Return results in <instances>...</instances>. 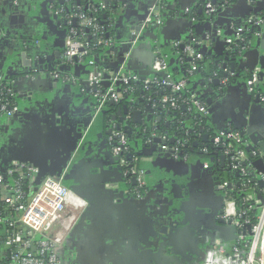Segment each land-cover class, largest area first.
Returning a JSON list of instances; mask_svg holds the SVG:
<instances>
[{
	"label": "crops",
	"instance_id": "1",
	"mask_svg": "<svg viewBox=\"0 0 264 264\" xmlns=\"http://www.w3.org/2000/svg\"><path fill=\"white\" fill-rule=\"evenodd\" d=\"M238 1L218 0L223 4L218 6L223 9L227 5L236 6V18L231 24L237 19H242V28L249 32L251 27L259 25L251 26L241 14L247 12L248 7H264V0H245V8L238 7ZM80 2L84 8L89 6V10L95 7L92 2L101 3L100 9L107 13L108 38L111 39L112 45L106 48V53L101 59H96L98 66L104 72L113 71L115 66L122 65L120 63L125 61V55L129 51L128 68L139 78L145 77L143 81L152 78V52L156 46L169 45L163 49L174 51L173 55L169 56L172 68L183 72L188 63V56L185 52L180 55L177 48L179 46L174 44L187 43V37L195 35L191 27L188 33L183 31L189 24L208 23L205 0H168L165 24L155 29L154 33L148 32L151 27L141 29L140 26L147 13L156 5V0ZM62 7L60 0H0V83L3 82V77L11 80L9 85L21 108L16 118L0 122V150L3 149L0 156L8 160L14 151V154L30 160L41 169L42 174L39 177H64L72 187L90 198L89 203L82 200L85 203L83 207L86 208L83 212H78L80 219L64 246L65 253L70 256V264H164L160 258L166 261L175 257L178 259L176 262L167 264H180L184 257L189 259L186 264H206L208 255L216 243H233L230 241L233 236L231 225L223 219V212L218 214L221 201L216 193L217 189H213L214 178H220V174L227 173L224 170L232 167L233 157L226 155L224 150L215 152L216 156L211 163L214 167L217 166L219 171L213 168V173L203 167L201 149H196L200 148L201 144L197 143L198 147L193 146L188 153L184 152L182 165L178 166L180 160L176 156L175 161L167 160V157H157L153 163L147 165L149 174L146 175V190L154 199L155 195L160 197L158 194L165 188H168L169 193L176 192L175 189L170 190L172 185H176L177 189L186 186L190 191L188 199L180 189L184 197L183 203L190 202L191 206L183 217L180 216L179 224L168 225L167 230L162 227L165 231L161 233V242L152 237L158 232V227L144 219L138 211L134 212L131 207H126L122 199L115 198L113 203L108 204L104 185L108 181L121 185L120 178H117L110 143L115 124L103 117H94L95 102L86 89L89 74L87 63H68L65 60V43L74 29L71 25H74L73 21L77 19L69 23V16L59 12ZM182 13L186 17L179 25L178 17ZM190 15L193 17L192 21L189 19ZM168 20L176 22V25L169 28L166 26ZM133 27H139L140 31L136 33L132 30ZM230 30H223V33H234L229 38L235 39L237 30L234 26H231ZM259 37L254 35V47L247 51L236 44L225 43L223 49L217 43L211 44L210 50L219 51L220 55L215 59H205V73L202 76L197 75L195 81L199 84V89H209L219 93V96L211 95V105L206 99H201L207 106L209 119L208 130L202 128L197 134L201 140L204 135H207L209 140L212 139L211 130L221 133L217 126L223 127V131L235 130L237 122L243 126L244 139L248 142L250 133H264V113L260 110H264V104L261 101L256 102L259 98L257 95H251L247 86L251 74L249 67L260 65V57L264 56V44L256 40ZM234 49L237 50L236 53L233 52ZM252 52L254 54L247 55ZM226 58L233 60L229 62ZM232 62L235 64L234 70L231 69ZM62 65L69 67L70 74L66 75L73 78L74 83L53 77V73H56L53 69ZM215 81H219L220 85L215 86ZM132 102L137 103L138 107L129 106V110L131 113L142 111V124L152 125L153 120H156L155 124L158 123L157 118L160 116L155 105L146 100ZM145 102L151 105L152 118L146 113ZM190 118L187 117L182 123L185 137L190 135V130H194ZM211 118H214L215 122L212 123ZM169 119L165 117V124L172 123ZM129 121L134 130L132 137L137 143V152L146 153L147 143L142 140L139 132L145 128L134 124L131 114ZM238 133L242 134L240 131ZM175 134L177 133L172 130L169 137L165 136V140L176 138L178 143L179 138ZM245 153L251 163L264 157L258 147L253 152L252 161L246 150ZM222 156L226 157L223 168ZM251 172L256 177L243 175L237 179L234 187L240 185L237 188H248L245 181L253 177L264 183L263 174L257 173L253 168ZM122 179L125 184L124 174ZM255 188L253 190L259 195L264 192V188L259 185ZM128 195L127 191L125 196ZM92 202L100 204L101 207L89 211ZM127 209L132 213L128 214ZM84 216L85 219L80 225ZM220 220L224 222L220 223ZM172 228L177 230L170 235ZM146 239L151 242L154 240L156 246L152 249L146 248ZM158 243L163 245L161 253L158 252Z\"/></svg>",
	"mask_w": 264,
	"mask_h": 264
},
{
	"label": "built area",
	"instance_id": "2",
	"mask_svg": "<svg viewBox=\"0 0 264 264\" xmlns=\"http://www.w3.org/2000/svg\"><path fill=\"white\" fill-rule=\"evenodd\" d=\"M206 14L208 17L218 12L211 0H206ZM165 0H156V5L148 12L147 17L141 23V29L162 26L163 16L161 5ZM95 11H102L98 7L91 8ZM63 14V9L59 11ZM73 19L79 21L80 27L88 29L95 39L94 48L110 47L111 39L104 38L106 29L99 24L98 19L75 11L68 17L69 23ZM248 24L261 25L262 22L251 18ZM246 30H237L235 39H228L227 43L232 45H245L247 43L244 34ZM221 36V32L218 31ZM258 35V34H257ZM259 36V35H258ZM82 38V39H81ZM78 37L75 30H71L65 43V60L68 63L82 61L89 56V48L83 40ZM249 43V42H248ZM197 45V44H195ZM179 46V44H175ZM154 63L152 70L162 78H148L145 81V89L158 85L170 89L174 94L187 89L188 81L175 82L169 72L170 67L163 56L160 48L154 50ZM185 55L192 59L190 74L198 71V64L203 61L202 54L197 52L194 46L185 48ZM130 52L125 55V61L118 71L104 72L99 66L96 58L88 59L89 74L87 79V90L95 102L94 117L100 116L108 102L119 103L125 96L132 92L131 84L140 80L139 76L127 70V60ZM53 73L55 79H63L68 83H74V79L68 75L61 74L59 70ZM104 82L109 83L106 91L102 90ZM118 84L122 85L119 89ZM248 91L251 95H257L264 104V92H260V86H264V76L260 67H256L250 74L247 81ZM5 98H9L7 102ZM14 100V101H11ZM162 106H169L176 110L179 108V99L175 96H164L161 99ZM190 110L195 109L203 116L208 115V109L203 101L196 100L192 95L188 102ZM19 112L11 86L4 82L0 83V119L12 118ZM213 145L224 150V153L233 157V170H240L245 177L248 175V168L243 163H250L245 153L244 139L240 133L234 130L219 133L213 139ZM112 144V155L118 159V165L125 177L136 179V187L133 194L140 198L141 191L145 188V173L141 168L142 163L152 161L150 158L135 157L127 160L129 153L128 136L123 130L113 127L110 138ZM179 145L175 150V156L181 151ZM168 150V147H163ZM202 155H210L207 148L202 149ZM209 168V163L205 164ZM39 170L31 165L19 162H12L8 168L0 164V253L6 258V264H60L57 253L63 248L76 225V214L83 212L85 203L76 196L65 185L63 178L46 177L38 186L36 177ZM28 180L30 191L23 189V183ZM229 183H223L218 187L225 196L223 219L236 231V240L231 245L220 242L211 249L206 264H264V192L261 198L253 189L251 178L245 181L248 190L244 198L245 204L250 211L258 210L256 222L245 219L246 213L237 209L236 203L229 198L227 188ZM108 187H110L108 185ZM243 228L249 229L248 236L242 234Z\"/></svg>",
	"mask_w": 264,
	"mask_h": 264
},
{
	"label": "water",
	"instance_id": "3",
	"mask_svg": "<svg viewBox=\"0 0 264 264\" xmlns=\"http://www.w3.org/2000/svg\"><path fill=\"white\" fill-rule=\"evenodd\" d=\"M226 1L230 2L232 0H226ZM250 1H253V0H250ZM60 2L63 4L64 0H60ZM76 2H77L78 5H81L80 0H76ZM92 4L95 7H98V8H100V5H101V3H95V2L94 3L92 2ZM213 4H218L219 6L223 5L222 3H219L218 0H213ZM237 5H238V7L241 6V8L242 7L245 8L246 7V1L245 0H239L237 2ZM88 10H89V6H85V12H87ZM236 11H237L236 6L227 5L225 9L219 8V10L216 13V15L208 17V23H201V24L191 23V24H189L188 25L189 27L184 28L183 31L185 33H188L190 31L189 29L191 27V29H193V31L195 32V35L193 37H187L186 40L189 39V41H187V43L179 42L178 43L179 44L178 48H180L181 51L185 52V48L187 46H189L191 44V42H194V45H192V46H194L197 50H200V53L203 55L204 59H207V57H213V59L217 58V56L220 55V52L219 51L210 50L211 44L212 43H217V45L218 46L220 45L222 49L225 48L224 47L225 43H227V40L230 39L229 36L233 35L234 33H231V32L223 33V30L229 31L231 29V26H234L235 29L238 30V29L242 28V26H243L242 19H237V20L234 21L233 24H231V21L236 18V15H235ZM246 11L247 12H245V13L242 12V14H241V16L243 17V19L245 21H248L249 19L254 18V19H257V20L262 22V24L259 25V26L251 27L250 35H251V38H252V37H254L253 35H255V34L257 35L258 34L260 37L256 39L257 42L264 44V7H261L260 5H255V7H253V8L252 7H248V9H246ZM240 12H241V10H240ZM166 13L165 12L162 13L163 24H165V18L167 17ZM200 13L202 14V11H200ZM260 15H261V17H259ZM146 17H147V15L144 17V19ZM185 17H186V15L184 13L180 14L179 17H178L180 19V21L177 24L180 25L181 22H183L185 20ZM189 19L191 21L193 20L192 15H190ZM73 24H74V26H76L77 25V20H74ZM166 24H167L166 26H168L169 28H172V27H174L176 25V22H172V21L168 20L166 22ZM251 26H253V24H251ZM155 29H159V26L151 27L148 32L149 33H154ZM132 30L135 31L136 33H138L140 31L139 27L138 28L133 27ZM218 31L221 32V36L218 35ZM108 37H109V34H108ZM220 41H223V43H221ZM249 42L250 43H247L248 48L247 49L245 48L246 51L249 50L250 48L254 47V44H255L254 41L252 40V41H249ZM175 44H177V43H175ZM175 44H174V46H175ZM195 44H197V45H195ZM165 46H169V45L165 44L162 47L161 46H156L155 48L158 47V48H160L163 51L164 50L163 48H165ZM155 48H154V50H155ZM256 48H257V46H256ZM263 49H264V45H263ZM154 50H153V52H154ZM153 52H152V59H153L152 67H153V63H154V59H155V55H154ZM233 52L236 53L237 50L234 49ZM221 53H222V50H221ZM252 54H254V52L247 53V55H252ZM186 60H187L188 63L192 61V59L190 57H186ZM226 60L230 62L233 59L226 58ZM123 62H121L120 64H123ZM119 67H121V65L115 66V68H113V69L115 71H118ZM170 67L172 68L171 63H170ZM234 67H235V64L232 62L231 63V69L234 70ZM256 67H260L261 68L262 75L264 76V56L260 57V65H255V67H249V72L252 73ZM67 68H68L67 66L62 65L60 67H56L55 69H53V72H55L56 70H59V72L60 71L68 72L69 70ZM127 70L130 71L129 68H128V65H127ZM241 70H243V69H240V71ZM155 75H157V74L154 73L153 70H152L151 77H153ZM224 76L227 77V75H224ZM140 79L144 80L145 77H140ZM3 82L6 83V84H10L11 80L3 77ZM189 84H191V83H189ZM104 85H105V87H109V83L108 82H104ZM192 85H193V90H194L193 91V95L196 96V100H198V101H201V99H206V102L211 105V103H212V100L210 99L211 95L214 94L216 96H219V93L211 91L209 89H199V84H197V83H192ZM214 85L215 86H219L220 82L219 81H215ZM86 86H87V83H86ZM16 102H17L18 107H19V112H18V114H19L21 108H20V105L18 103L17 97H16ZM256 102L260 103V100L256 99ZM145 104H146V113L149 115V118H152L153 110L151 108V105L149 103H147V102H145ZM129 106L138 107V104L130 101L128 105L122 106V108L118 109L117 113L112 116V122L116 123L118 130H121V128L123 127L124 132L131 139V142L134 143V147H136L135 148L136 150H137V146H136L137 143H136V141L134 142L133 139H132L134 130L131 127V124H130V121H129V115L131 114V116L133 117V123L134 124H138L139 127H144L145 128V130H144L145 133H144V131H140V130H139V132H140V137L142 138V140L147 143L145 145V148H146L147 152L146 153H144V152L143 153L142 152L141 153H137L138 154L137 157L152 159V161H150L148 163H142L141 168L143 169V171L145 173V177H146V175L149 174V172H147L146 167H147V165L153 163L155 158L158 157V158H162V159L164 158L165 159V157H167V160H170V161H175L176 160L174 146L176 145L177 140H176V138H174V139L171 138V139H169V141H166L165 140V136H168L169 133L166 132L164 136L158 134L157 130L159 129V127H158V125L155 124L156 120L155 121L153 120L152 125L142 124V111H134V112L131 113L130 110H129ZM260 110H261V112L264 113L263 109H260ZM209 112L212 113L211 111H209ZM94 113H95V111L93 112V114ZM18 114H16L12 118L6 117L4 119H0V122H4V121L6 122V121H8L10 119H14V118H16L18 116ZM161 121H162V118L158 117L157 118V122L160 123ZM210 121L213 123V122H215V119L211 118ZM239 124H240L239 122L235 123V128H234L235 130L234 131H240L242 133L241 136L244 139V135H243L244 131L242 130L243 126L239 125ZM175 126L176 125H174V123L173 124L172 123H168L167 124L168 128L169 127H175ZM148 128H151V130H149ZM217 129H218L219 132H224L223 131L224 128L221 127V126H217ZM200 130L202 131V129H200ZM189 132L192 133L193 130H190ZM149 135L151 137H149ZM175 136H177V134H175ZM80 139L82 141V139H83L82 135H81ZM249 140H250V142H248L247 139H244V147H245L246 152L249 155L250 160L252 161V160H254L253 152L255 151L256 147H258L260 149L261 153L264 155V133L263 134H260L259 132H255L253 134L250 133ZM0 141H1V136H0ZM208 141H209L208 136L204 135L203 136V142H208ZM180 144L183 145V141H181ZM163 147H168V150H164ZM194 147L195 148L198 147V144L194 143ZM76 150H78V149H76ZM2 151H3V149L0 150V152H2ZM184 155H185L184 152H181V151L177 155V158L180 160L178 166L182 165ZM128 158L131 161L133 159V156L130 154L128 156ZM221 160H222V164H223L222 168H223L224 167V163L226 161V157L222 156ZM12 162H19V163H23V164H28V165H31V166L37 168L39 170L38 180H37V183H36L37 186L46 178V177H44V178L43 177H39L42 174V171L37 165H35V163L31 162L30 160H28L26 158L19 157V155L17 153L14 154V151L11 153V155H10L8 160L7 159H3V157L0 156V164L4 168H8L9 165ZM206 163L207 162L204 161L203 167H205ZM115 164H116V168H117L116 169V174L118 175L117 178H120L121 185L119 183L110 182V181H108L106 183V185H104L103 189L107 192V196L108 197H106V198H108V204L113 203V200L115 198H118V199H122L124 204L126 205V207H131L134 212L138 211L137 213L141 214L142 212L147 211V213H148L149 207H151L147 203L148 200L146 201L144 198L138 200V199H136V197H132L130 195L125 196V193L127 192L128 189H127L126 185L123 184L124 183V179H122V177H123L122 169L118 165V159L117 158H115ZM210 164H211V166H209V168H207V169L205 168V169L209 170V171L211 170L214 173V170H213L214 166L212 165V163H210ZM242 165L244 167L248 168L247 173H248L249 176H255V174H253L251 172V168L255 169L257 171V173H261V174L264 175V157L262 159L254 161L252 163L251 162L249 164L248 163H243ZM216 171H219V170H216ZM224 171L225 172H231L232 176L235 179L243 177V175L241 174L240 170H233L232 167L229 168L228 170H224ZM205 172L207 173V171H205ZM49 177H51V176H49ZM255 177L251 178V183L253 185H259L260 188L263 189L264 188V183L262 181H260V180L257 181ZM57 178H60V177H57ZM63 181H64V185L69 190H71L76 196H78L83 201H86L87 203L90 202V198L89 197H87L84 194H82L81 191H79L75 187H72L67 182L68 179H65L63 177ZM132 182H133V185L136 186V179L135 178H132ZM221 184H222V181H221V179L219 177L214 178V188L213 189H215V190L217 189L218 192H216V193H218V195L220 197V201H221V207H219L218 214H220V212H223L224 201H225L224 194L222 192H220V190L218 189V187ZM108 185L110 187H108ZM239 186L240 185H236V187H239ZM169 188H170V190L175 189L177 191L174 192V193H169L168 188L167 189L165 188L164 191L162 192V194H161L163 196L162 202L165 205V211H166V209H167V211H170L171 209H173L175 207H179V208H181V210H180L181 212H179L180 214L182 212L186 213L187 209L191 206V203L190 202H184L183 203V199H184V197L189 199V197H190L189 189H186V186L180 187V189H182L183 192H184V195H183L184 197H183L182 196V191L180 189H177L176 185H172ZM233 188H234V184L230 183L228 185V189L231 190ZM258 197L261 198L262 196L258 195ZM92 203L93 204L90 206L91 208L89 209V211L96 209V207H101L100 204H96L94 202H92ZM155 204L157 205V202ZM111 207H113V206H111ZM126 212L128 214L132 213L129 209H127ZM168 215L169 214H167V217H168ZM179 217L180 216H178V215L174 216V218L170 217L169 220H172L174 225H177L179 223H177L178 221H175V220H179ZM186 218H188V216L185 217V220H186ZM84 219H85V216L82 217L80 225H81V223L83 222ZM223 222H224L223 220H220V223H223ZM176 230H177L176 228H172L170 230V232H171L170 235H173ZM73 231H74V229H73ZM73 231H72V233H73ZM230 231H231V235L233 234V236L230 237V241H235L236 240V231H235V229L232 226L230 227ZM72 233H71V235H72ZM165 234H167V233H165ZM70 236H69V238H70ZM152 237L156 241L161 242L160 240H158L156 238L157 237L156 233H154ZM230 241H228V242H230ZM144 243L146 245V248H151L152 249V248H154L156 246V243H155L154 240L151 242L149 239H146V240H144ZM158 244L160 246V249L158 250V252L161 253V246L163 247V245L161 243H158ZM165 247H166V244H165ZM150 252L152 253L153 251L151 250ZM160 259H161V261L164 262V264L174 263V262H176L178 260L177 257L167 259L166 261H164L162 258H160Z\"/></svg>",
	"mask_w": 264,
	"mask_h": 264
},
{
	"label": "trees",
	"instance_id": "4",
	"mask_svg": "<svg viewBox=\"0 0 264 264\" xmlns=\"http://www.w3.org/2000/svg\"><path fill=\"white\" fill-rule=\"evenodd\" d=\"M204 1V0H203ZM206 2V0H205ZM212 4H213V0H211ZM220 2V1H219ZM216 6L217 10H219V6L218 4H213ZM162 9V12H168V7H167V2L165 0V2L162 3V5L160 6ZM63 14H65L66 16H70L72 15L75 11L77 10H81V13H85L88 16L94 17L98 19V22L100 25H102L105 29L106 32L104 33V38L106 39H110L108 38V29H107V25L106 22L108 20L107 18V13L104 11H95V10H88L87 12H85V8L82 5H78L77 2L75 0H67L66 3H64L63 5ZM106 16V17H105ZM71 27H74L73 30H75L78 33V37L81 38V36H83V40L86 43V45L89 48V56L87 58H85L84 60H82L81 62L83 63H88V61L90 59H101L102 56H104V54L106 53V49H104L103 47L101 48H94L95 45V39L92 37L91 32L88 29H83L82 27H80L79 23H77L76 26L71 25ZM251 31V30H250ZM250 31L246 32L244 34V37L246 38L247 43L249 41H254V37L251 38L250 35ZM254 36V35H253ZM82 39V38H81ZM247 43L245 45H239V47L241 48H248ZM250 43V42H249ZM191 46L194 45V42H191L190 44ZM189 45V46H190ZM178 48V47H177ZM184 51H181L180 48H178V53L183 54ZM198 53H200V50H197ZM163 56L165 57V59L167 60V63L170 67V60H169V56L173 55L174 51L173 50H163L162 51ZM201 54V53H200ZM206 58V57H205ZM89 59V60H88ZM98 64V63H97ZM101 66V65H100ZM102 67V66H101ZM190 68H191V62L187 63L185 65V70L183 72H179L176 69H173L170 67V74L171 77L173 78V80L175 82L181 81V80H187L188 81V86L186 90H183L179 93H173L170 89L165 88V87H161L158 85H153L151 86L148 90L145 89V81L143 80H139L137 82H133L131 84V88L133 89L132 92H129L126 96L125 99L119 103H114V102H108L105 105V108L102 112V114L100 115V117H103V119L109 121L112 124H115L116 128L117 125L116 123L112 122V116L115 115L118 111V109L122 108V106L124 105H128L130 101L133 100H146L149 101L152 105L156 106V110L158 112V115L160 116V118H162V121L160 123H157L156 125H158L159 129L157 130L158 134L160 135H165L166 132L169 133V135L172 133V130H174V133H177V138H179V142L176 144L175 147L181 145L180 142L183 141V146L181 147V152H185L188 153L189 150H191L190 148H193L194 143H199L201 144V147L196 148V149H204L207 148L210 155L208 156H202L203 160L206 161L207 163H211L213 162V158L216 156V154H214L215 152L220 153L221 150L220 148H217L213 145V139L215 138L216 135H218L217 132H215V130H211L210 134L212 135V139H210L208 142L204 143L203 140H201L200 138L197 137V134L201 132L200 129H207V126L209 125V119L207 116H203L200 113H198L195 109L190 110L191 105L188 103L189 99L191 98V96L193 95V85H192V80L197 77V75L201 76L205 73L204 69H206V63H205V59H203V61H201L198 64V71L194 74H190ZM69 69V67L67 68ZM61 74H70L68 72H64V71H60ZM134 74V73H133ZM163 76L161 75H155L153 76V78H162ZM191 83V84H189ZM119 89H122V85L118 84L117 86ZM107 87H105V85L103 84L102 86V90L106 91ZM260 92H264V86H260L259 88ZM164 96H175L179 99V108L176 110L171 109L169 106H162L161 104V99ZM7 100H9V98H5L4 101L7 102ZM14 101V100H11ZM204 102V100H203ZM165 117H168L169 121H172V123H174V125H176L175 127H167V124H165ZM187 117H191V126H193L194 130L192 133H190V135L188 137H185V130L183 131V127H182V123L184 121V119H187ZM149 130H151V128H148ZM121 130L124 131L123 127L121 128ZM208 130V129H207ZM141 131V130H140ZM238 133V131H235ZM168 135V137H169ZM167 137V136H166ZM134 141V137L132 138ZM128 145H129V153L127 155V160H129L128 156L131 154L134 157L138 156V152L135 149V147L133 146L134 143L131 142V139L128 137ZM196 149L194 151H196ZM197 150V151H198ZM200 151V150H199ZM185 156V155H184ZM213 165V163H212ZM214 170H218L217 166L214 167ZM220 179L223 183H236L237 179H235L231 172H227V173H223L220 174ZM126 184L128 188L134 189L136 186L133 185L132 179L127 176L126 177ZM23 189L27 192L30 191V183L28 182V180H25L23 183ZM237 184V183H236ZM235 185V184H234ZM227 192H228V196L230 199H232L237 206V209L240 212H245L246 216L243 220L245 219H250L252 223L256 222V218L258 217V213L259 211H250L248 209V205L245 204L244 202V198L245 195L249 192H251V190L248 189H240L237 187H234L233 189H228L227 188ZM249 229L247 228H243L242 230V234L245 235H249L248 234ZM0 264H6V258L5 256L0 253Z\"/></svg>",
	"mask_w": 264,
	"mask_h": 264
},
{
	"label": "flooded vegetation",
	"instance_id": "5",
	"mask_svg": "<svg viewBox=\"0 0 264 264\" xmlns=\"http://www.w3.org/2000/svg\"><path fill=\"white\" fill-rule=\"evenodd\" d=\"M66 1L67 0H64L63 5H64V3H66ZM166 2H168V0H166ZM59 10H62V9H59ZM63 12H64V10H63ZM125 179H126V177H125ZM126 183L127 182L125 180V185L127 187V184ZM145 184H146L145 185V188L141 191L140 198H137V196L135 194H133V192H132L133 189L127 187V189H128L127 191H129L128 194L130 196L136 197V199H138V200L144 198L146 201L148 200V202L150 203L151 206L155 205L153 207H149L148 213H147V211L142 212L141 213V216L144 219H148V221L152 222V224H154L156 227H158L157 228L158 232L156 233L157 234V237L156 238L161 241V235H162L161 233L163 231L167 230L166 226H168V225L174 226L173 221L172 220H169L170 217H173L174 218V216H177V215L183 217V214L184 213L183 212L181 214L179 213V212H181L180 211L181 208H179V207H175V208L171 209L170 211H167V209H166V211H165V205L162 202V198H163V196L161 195L162 193L161 194H158V196H160V197H157L155 195V199H154L153 198V195L149 194L147 192V190H146V188H147L146 177H145ZM156 202H157V205L155 204ZM85 208L86 207H84V209ZM167 214H169L168 217H167ZM79 219H80V217H79V215L77 213L76 214V222H78ZM175 221H178L179 222V220H175ZM162 227H165V230ZM68 240H69V238H68ZM68 240H67V242H68ZM61 249L64 250V247L63 248H60L58 250V253H57V257H58L59 263L60 264H70V262H69L70 256L67 255L65 253V251H64V254H62V256L59 254ZM182 260L184 261V263H181V264H186V263L189 262L188 261L189 259H187L186 257L182 258L181 259V262H182Z\"/></svg>",
	"mask_w": 264,
	"mask_h": 264
},
{
	"label": "rangeland",
	"instance_id": "6",
	"mask_svg": "<svg viewBox=\"0 0 264 264\" xmlns=\"http://www.w3.org/2000/svg\"><path fill=\"white\" fill-rule=\"evenodd\" d=\"M196 80V77L192 80V83H196L197 81H195ZM4 119V118H3ZM38 180V176L36 177V181ZM64 251H65V248H64V250L63 249H61L60 250V255L62 256V254H64Z\"/></svg>",
	"mask_w": 264,
	"mask_h": 264
}]
</instances>
